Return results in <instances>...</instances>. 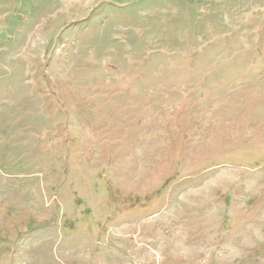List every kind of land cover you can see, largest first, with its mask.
<instances>
[{"label": "rangeland", "instance_id": "obj_1", "mask_svg": "<svg viewBox=\"0 0 264 264\" xmlns=\"http://www.w3.org/2000/svg\"><path fill=\"white\" fill-rule=\"evenodd\" d=\"M0 264H264V0H0Z\"/></svg>", "mask_w": 264, "mask_h": 264}, {"label": "trees", "instance_id": "obj_2", "mask_svg": "<svg viewBox=\"0 0 264 264\" xmlns=\"http://www.w3.org/2000/svg\"><path fill=\"white\" fill-rule=\"evenodd\" d=\"M103 185V184H102ZM111 188V190H110V192H109V205L111 206L112 204H114V203H117V202H120L119 200V196L118 197H115L116 199L114 200V198L113 197H110L111 195L112 196H115V192L114 191H116L115 190V188H113V187H110ZM114 190V191H113ZM149 196V195H148ZM129 197H132V196H129ZM128 197V198H129ZM133 197H134V195H133ZM112 198V199H111ZM127 198V199H128ZM153 198V196L152 197H143V196H140V195H138L137 197H136V203L135 204H133V201H132V199L133 198H129L128 200L126 199V198H124L123 199V197H122V201H123V205H125L124 206V208L126 209V211L127 210H130V209H135V210H141L142 209V205H143V208H144V204L146 205V204H151V206L150 207H154V206H156V205H153V203H154V198ZM117 200V201H116ZM116 201V202H115ZM128 202H131V204H128ZM120 205H121V202H120ZM122 205V206H123ZM149 206V205H148Z\"/></svg>", "mask_w": 264, "mask_h": 264}]
</instances>
